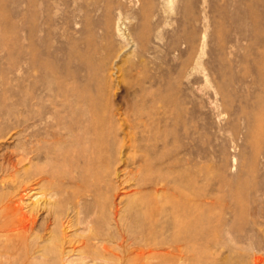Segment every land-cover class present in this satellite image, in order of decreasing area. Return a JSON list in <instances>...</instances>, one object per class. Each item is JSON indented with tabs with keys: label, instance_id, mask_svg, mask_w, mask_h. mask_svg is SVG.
<instances>
[{
	"label": "rangeland",
	"instance_id": "rangeland-1",
	"mask_svg": "<svg viewBox=\"0 0 264 264\" xmlns=\"http://www.w3.org/2000/svg\"><path fill=\"white\" fill-rule=\"evenodd\" d=\"M60 89L109 108L104 187L124 217L127 180L143 161L195 178L197 216L158 220L162 237L195 250L153 264H264V0H0V110L58 104ZM15 143L4 137L0 157ZM109 211L92 215L99 230L113 226Z\"/></svg>",
	"mask_w": 264,
	"mask_h": 264
},
{
	"label": "bare ground",
	"instance_id": "bare-ground-1",
	"mask_svg": "<svg viewBox=\"0 0 264 264\" xmlns=\"http://www.w3.org/2000/svg\"><path fill=\"white\" fill-rule=\"evenodd\" d=\"M68 95L60 89L58 104L25 100L20 108L0 110V127L13 131L9 136L0 134V147L6 136L16 141L0 157V264H153L154 257L169 258V253L176 252L180 259L183 251L192 248L194 252V246L189 241L181 243L177 235L162 237L158 220L169 216L175 226L176 216L188 212L197 216L195 178L185 179L187 184L183 175L173 174L170 168L154 170L143 161L127 180L132 184L127 186L130 197L124 217L104 187L114 153L109 149L115 132L107 122L109 108L86 102L85 96L75 93L76 100L70 101ZM34 195L39 197L30 207L24 206V199ZM107 204L113 226L108 222L110 227L99 230L92 215ZM41 213L48 246L40 244ZM79 225L87 233H66ZM231 231L240 238L243 229L236 222ZM251 244L260 251L259 243ZM71 251H76V259L65 258ZM257 260L264 262L261 257Z\"/></svg>",
	"mask_w": 264,
	"mask_h": 264
}]
</instances>
